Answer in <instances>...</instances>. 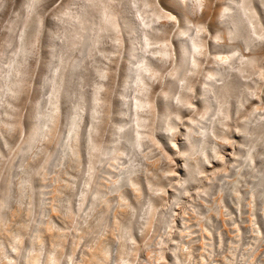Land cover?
<instances>
[{"label":"rangeland","instance_id":"rangeland-1","mask_svg":"<svg viewBox=\"0 0 264 264\" xmlns=\"http://www.w3.org/2000/svg\"><path fill=\"white\" fill-rule=\"evenodd\" d=\"M145 1L163 14L149 29L140 26L149 5L134 20L130 8L112 2L115 19L86 37L88 18L98 9L95 0H0V264H264V185L259 182L264 174V0L140 3ZM23 27L28 29L22 33ZM22 34L31 52L22 63L19 93L10 96L2 87ZM145 35L156 44L144 47ZM197 35L204 45L197 68L176 69L180 45ZM162 40L167 60L151 53ZM145 58L158 71L148 80L151 107L140 112L151 128L141 130L143 143L133 149L128 139L138 94L132 70ZM101 70L108 73L104 79L96 75ZM55 74L61 79L56 126L22 163L19 150L34 117L46 110ZM95 84H102L104 103L94 142L116 149L118 157H102L88 173L83 143L79 160L65 158L61 167L67 117L80 107L83 135ZM166 111L178 116L174 132L157 127ZM186 149L189 158L180 155ZM206 156L210 161L204 163ZM23 166L34 169L33 204L28 196L18 201ZM127 168L136 174L131 177L137 186L118 183L129 177ZM96 190L102 200L95 204ZM150 203L153 210L146 215L143 208ZM32 258L39 259L33 263Z\"/></svg>","mask_w":264,"mask_h":264},{"label":"bare ground","instance_id":"bare-ground-1","mask_svg":"<svg viewBox=\"0 0 264 264\" xmlns=\"http://www.w3.org/2000/svg\"><path fill=\"white\" fill-rule=\"evenodd\" d=\"M85 1L89 2V1H92V0H85ZM95 1H97V3H98V9H96L95 12H92L90 14V17L88 18V22H90V26L87 25V27L85 29L84 36H86V37H89V35H91L92 31H95L97 29L99 30L100 27L102 28L104 23H107L108 21L115 19V18L112 17V15L110 13L111 12L110 4L112 2L117 3L119 6L123 5V8L124 7L130 8V10L132 12V18L134 20H136V17H139L140 15L143 16L144 13H145V8H147L148 5H149V8L151 7V9L148 10V15L146 17H144L143 24L140 25L141 27L146 28V29H149L152 26V24L157 22L159 17L163 15V14L160 15L161 13L158 11V9L156 8L155 5H152V4H150V2L148 3L147 1H145L143 3H140V0H95ZM176 1L182 3L185 0H176ZM188 1L190 3L192 2L195 5H199L201 0H188ZM28 3H29V1H28ZM262 3L264 5V1H262ZM82 4L83 3H81V5ZM26 7L28 8L29 6H26ZM233 8L236 9V7H233ZM31 9H33V8L31 7ZM229 11H232V9L229 10ZM243 12L244 11H242L241 13H243ZM255 12L257 13V11H255ZM76 15H78V14H76ZM248 18L250 20V17H248ZM231 20H232V18H231ZM237 20H238V18H237ZM259 21H260V19H259ZM229 23H231V22H229ZM249 24H250V22H249ZM256 26H257V24H256ZM40 27H41V23H40V21H37L36 27H35L36 31H38L40 29ZM112 27H113L114 30L118 29V25H117L116 21L112 22ZM27 29H28V27H23L22 33L26 32ZM240 30L241 29H239V31ZM232 31H233V27H232ZM159 34H161V33H159ZM236 34H238V33H236ZM241 34H242V32H241ZM118 38H120V37H118ZM144 41H145L144 47H147V46L152 45V44L153 45L156 44V43H152V42L150 43L151 40H150V38L147 35L144 36ZM158 43L161 45V47L159 46L160 48L157 50L156 53L155 52H151V53L160 56V60H164V59L167 60V58H169V56H170V53L168 52V50L165 47L166 41L162 40V41H160ZM119 44L120 43H118V45ZM248 44H249V42H248ZM31 45H32L31 42L26 40L25 37H24V34H22L21 39H20L19 44H18V50L16 51L17 59H14V61L11 62L9 64L8 68L6 69V75L4 77L5 86L2 87V91L4 93H6V94H9L10 96H15V95H17L19 93V90H20L21 84H22V82H21L19 77L23 73L22 70H21L22 69L21 67H22L23 61L25 60V58L31 52ZM180 50H181L180 58H178L177 63H176V61L174 63V64H176V69L180 68V67L182 68V67H184L187 64L193 70L196 69L197 68V63L199 61V57L201 55H203V53H204V45L201 42V40L199 39L198 35L195 36V37H192L188 44H185L183 42V44L180 45ZM48 51H50V50H48ZM49 56H50V53H49ZM105 59H107V56L105 57ZM164 62L166 63V61H164ZM52 65H54V64H52ZM137 65H136L137 67L133 68V70H132V72H133V83H134V85H136V92L138 94L136 99H134L133 102H132V111H133V116H134V126H133L134 130H133L132 134L130 135V138L128 139V142L130 143V146L133 149L140 148L141 143H143V136H145V134L142 133L141 130L145 129V128H149L151 126V125L149 126V124H148L146 119H143L140 116V112L142 110H144V109H147L148 107H151V102L147 99V92L149 91L148 90V80L152 76H155L154 74H156L158 72L157 71L155 73V71L153 69V65H152L150 59L145 58V60L141 61L140 64H137ZM104 72L107 73L104 70L103 71L102 70L101 71H96V75L98 76L99 79H104L105 76L108 74L107 73L105 75ZM126 76L128 77L127 74H126ZM45 81H46V79H45ZM126 82H127V80H126ZM126 82H125V85H126ZM180 82L181 83H185L186 79L183 78V79L180 80ZM99 84H100V82H99ZM102 84L101 85L95 84L93 86L92 90H91V94L89 93L90 94L89 121H87L88 125L86 124L87 127H86L85 132H84L83 135H81V133H80L81 132L80 131L81 130V125H83V124H81L82 122L80 120V114H79L80 107L79 106H75L74 109L72 110V114L67 117L66 130H65V134H64V140L66 141V143H64V145L62 146V148L60 150L61 151V156H60V159H59V162H58L59 165L61 164V167H62V161L65 158L71 159L74 162H77L79 160V157L81 156V151H80V146L79 145L83 144V143H84L83 145H84L85 151H86V157L88 158V165H87V169H88L87 172L88 173L95 172V168H97L98 164H101V160H99V159H101L102 157H104V156H106V157L114 156V159H117V157H118V153L119 152L116 151V149L99 148L96 145V143L94 142V138H93V133L96 131V125H97L96 123H97V120H98L99 116L101 115V109H102V105L104 103V98H103V95H102V88H103ZM125 88H126V86H125ZM186 90H187V88H186ZM124 91H125V89H124ZM125 92H123V93H125ZM60 93H61V79H60L58 74H55L54 77L51 80V87H50V90H49V92L47 94V97H46V105H45L46 110L43 113L37 114L34 117L33 124L28 129L27 136H26V139L24 141V147L19 150V151H21L20 162L24 163L25 156L27 154H29L35 148V146L38 143V141L46 139L53 132V130H54L55 126H56V122H57V119H58V116H59V113H60V108H61L60 107ZM167 94H168V92L164 94V96H163L164 99H165V97L167 99ZM175 98L177 100L180 99L182 101L181 98H179V97L174 95V99ZM166 99H165V102L167 101ZM227 109L228 108H226V110ZM224 110H222V111H224ZM123 113L121 112V114H123ZM118 115H120V113H118ZM221 116H222V113H221ZM84 118H86V117H84ZM119 118H120V116H119ZM175 119L176 120L178 119L177 115L176 116L170 115L169 113H167V111L163 112L161 114L160 119L158 120V123H157L158 129H161L162 131L166 130V131H169V132L176 131V124L173 123V121H175ZM224 119L225 118L223 117V121H224ZM86 120H88V119H86ZM193 123H195V122H193ZM222 124H224V123H222ZM189 132L190 131H188V133ZM187 139L189 141H191V135L190 136L188 135ZM175 143H176V140L169 138V144L172 146V149L178 147L177 144H175ZM121 150H123V149H121ZM180 155H182L183 157L189 158V156L191 155V152L189 151V149H186L184 151L181 150ZM217 156H218V154H215V158L216 159L218 158ZM209 158H210L209 156H208V158L206 156V159L204 160V163L206 161H208V160L210 161ZM185 163H186V165H188L187 161H185ZM200 163H202V162H200ZM10 168H12V166ZM128 168L124 169V171H125L124 174H125V176H129V177H127L125 179L118 180V183L119 184L129 183V184H133V186H137L138 185L137 182L135 180H133L132 177H131L134 174V171L132 173V169H131V171H129ZM33 170L34 169L25 168L24 167V169L22 171V177H21V180L19 182V192H18V201L20 203H22L27 198V196L30 199V202H29L30 204L34 203L33 200L35 201V198H36L35 195L37 194L36 193L37 191L35 190V188L33 187V184H32L31 176L33 174ZM134 175H136V174H134ZM121 178H123V177H121ZM235 181H237V180H235ZM259 182H260V185H262V186L264 185V174H262ZM88 184H89V182L86 183V186H84V189L81 192L82 195H81L80 201H79V207H81V208L83 206H85L86 194L89 191L88 188H90L88 186ZM120 188H121V186H118V190ZM257 189H259V188H257ZM26 191H28V193L25 194ZM6 193H7L8 196L10 195L8 188L6 190ZM101 200H102L101 193L98 190L94 191V193L92 194V202L96 204L97 202H99ZM63 205L65 206V209H69L70 201L69 200H65ZM143 210H144V213L146 215H150L152 210H153L152 204L150 203V206L148 207V209L145 210L143 208ZM139 216H141V214ZM134 224H135V221L132 219L130 221L129 225L124 230V232L129 234L131 232V230L133 229L132 225H134ZM16 250L18 251V248H16ZM37 257H39V256H37ZM37 257H35V259ZM32 259H33V263H34L35 259L34 258H32ZM32 259H31V261H32ZM37 260H35V262H37ZM49 260L52 261L53 259H49ZM14 264H19V262L16 261ZM46 264H48V263H46Z\"/></svg>","mask_w":264,"mask_h":264}]
</instances>
